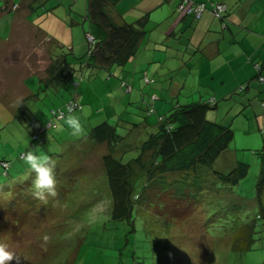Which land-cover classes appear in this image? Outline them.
<instances>
[{
	"label": "rangeland",
	"instance_id": "obj_1",
	"mask_svg": "<svg viewBox=\"0 0 264 264\" xmlns=\"http://www.w3.org/2000/svg\"><path fill=\"white\" fill-rule=\"evenodd\" d=\"M54 1L58 3V0H51L53 3ZM71 4L70 0H64L58 6L70 9ZM44 7L45 9L40 8L38 14L28 17L40 30H43L40 26L43 17H58V12ZM77 9L82 11L80 5H77ZM4 27L2 20L1 28ZM20 29L21 26L17 24L11 40L0 45V160L5 158L9 162L8 177L0 176V199L6 205L20 200L19 203L24 202L25 208V212L21 211L17 218L5 215L4 219H0V244L6 245L14 254V259L9 264H158L159 257L161 264H264V231H257L255 234L256 241L252 251L243 254L231 252L234 231L245 225L239 222L252 220L251 216L254 214L255 202L249 198L255 195L261 158L253 155L251 147L236 144V148L231 144L226 159L213 166L217 171H229L232 167L225 162L235 159V148L238 156L249 165L248 176L233 190L241 195L239 197L249 200L243 201L244 207L236 214L235 221H231L234 211L224 209V205H229L225 197L232 193L226 187L224 192L216 191L217 180L208 168L201 169L199 178L177 174L154 179L132 203L135 208L144 207L141 213L136 212L135 215L132 210L124 219L112 216L110 212L114 201L104 169L107 156L118 158L133 150L137 144L136 132L125 136L130 127L122 121L130 122L133 119V123L142 122L147 105L152 106L153 101L150 102L145 89L139 88L126 98H121L116 90L113 91L114 94H110V98H102L101 95L110 91L106 85L109 77L105 71H97L95 76L88 77L89 71L86 70V74L80 79L82 73L79 70L73 71L77 88L70 85L60 91L53 87L49 89L40 82L37 73L42 75L43 69L48 65L51 44L39 33L33 35L32 29L29 34H21ZM20 35L24 40H21ZM137 58L144 60V55L139 53ZM157 58L162 61L164 56L157 55ZM84 70L85 67L82 72ZM154 85L158 86L157 83ZM24 88L33 97L28 98L24 94ZM144 88L152 90L155 87L153 84H146ZM142 92L145 104L137 100L141 98ZM131 96L134 100L133 114L129 112L131 106L128 105V100H132ZM72 97L81 103L83 110L70 115L79 117L85 132L90 127L107 122L117 127L119 134L124 133V139L112 148L95 141L64 146L61 158L56 161L57 195L47 199L54 198L62 203L60 214L55 218L47 206L44 211L48 214L41 217L35 214V209L42 205L41 202L28 195L27 191L30 190L35 173H31L24 159H19L18 156L19 153L28 151L30 134L39 135L40 128H46L45 133L41 134L45 141L39 146L44 151L61 148L64 140L73 141L74 136L65 124L56 122V127L52 129L47 126L50 121L53 122L50 112L61 108ZM171 99L162 95L161 102L156 100L153 104L157 107H154L155 113L149 116L150 120L155 121L156 114L168 111L171 106L167 103ZM251 102L253 107L258 104L257 99H252ZM160 104L164 110L160 109ZM21 110L23 123L15 121ZM245 111L252 113L250 106ZM88 114L91 117L87 118ZM208 114L209 117L217 115L214 111H209ZM217 117L222 119L220 113ZM249 125L255 127L254 119H251ZM1 171L0 168V173ZM199 186H202V195L208 201L221 195L213 200V203L222 202L220 208L205 201L204 213L197 212L187 219L181 215L177 216L179 220L167 222L163 215H157L156 210L147 206V202L171 203L179 197L178 193L186 196V191L189 198H195L194 190ZM130 188L132 193L137 190V187L133 189V183ZM175 189L178 193L173 191ZM200 223L204 228L209 227L207 235L200 231ZM201 242L204 250L197 248V243ZM161 247L162 253L159 252Z\"/></svg>",
	"mask_w": 264,
	"mask_h": 264
},
{
	"label": "trees",
	"instance_id": "obj_2",
	"mask_svg": "<svg viewBox=\"0 0 264 264\" xmlns=\"http://www.w3.org/2000/svg\"><path fill=\"white\" fill-rule=\"evenodd\" d=\"M119 1L120 0L86 1L85 21L83 24L85 26L83 32L86 44L85 52L80 57H76L70 50L63 47L58 48L54 52L50 50L49 62L44 73L45 76L39 77L40 82L46 84L49 89L53 87L58 91L62 89L65 90L67 87H70V85H74L77 88L78 84L74 83L76 80L73 71L79 70L81 74L83 67H85L91 69L88 70V77L94 76L96 72L100 70L105 71L108 75H114V68H122L125 64L130 62V60L132 61L137 57V54L143 49V44L140 43L143 37L148 33L146 26L149 19L147 15L144 14L135 21L125 22L116 12V6ZM172 1L175 3V11L178 14L190 18L192 21H197L203 14L208 12L218 20L222 30L228 29V12L223 3L212 1L192 2L191 0ZM185 1L188 5H203L204 11L196 18L194 13H187L180 9V6L183 5ZM218 5L224 7L223 12H217L216 7ZM88 37H90L91 40H88ZM253 68L255 72L253 81L257 84L264 83L261 65L255 63L253 64ZM140 75H142V81L148 84V78L145 76V72L141 71ZM82 76L83 75H80L79 79ZM116 77L121 79L120 74ZM248 88L249 85L244 84L237 88V92H243ZM126 91L130 92L131 88L126 86ZM182 93L179 91L176 94H179L177 98L180 99L181 102L175 97L172 107L163 114H156L157 119L155 121L149 118L151 114L155 113L153 103L158 98L154 95H151L149 98L150 102L153 101V107L147 105L146 115L142 122L133 123V119H131L130 122L121 120L130 127V129H127L125 136L131 132H136L137 144L132 151L125 153L121 157L115 158L113 156H107L104 169L112 200L114 201L112 203L114 207H112L110 212L113 214L112 216L124 219L126 216L128 217V214L130 215L132 213V210L135 215L136 212L141 213L144 207L135 208L132 203L138 199V194L145 189L146 185L152 180L162 177L166 178L167 176L171 177L177 174H186L199 178L202 173L201 169L203 168L212 170V175L217 180L216 191H218V193H221V191L224 192L223 189H225V187L232 193V195L230 194L225 197L229 205H224L225 210L231 209L234 211L231 221H235L234 218L236 214L239 210L243 209V201H249L239 197L241 196L239 193L233 192L239 182L246 178L249 173V165L243 162L245 159L238 156L236 152L237 149L234 153V158H237L234 160L230 159L235 163H233L234 165L231 166L232 168L229 169V171H217L213 168L218 161L222 163V156H225L231 149L229 145L234 138V128L238 129L241 124L248 122L244 113L249 103L241 102V105H237L239 108L235 112L229 114L230 109H227L226 113L221 110L222 103L220 101H216L212 98L198 100L199 97L197 93H195V98H193V94H189L188 91L186 93L184 89ZM186 97L192 99L183 102L182 99ZM141 102H144V100L141 99ZM68 103H76L77 108L71 112L65 110V105ZM128 105L131 106L129 112L133 114V102L128 100ZM81 106V103H79L75 97H72L58 110H52L50 115L51 118H53V122L50 121L48 123L50 124L48 129L56 127V122L64 124L66 116L81 111ZM209 111H214L217 115L220 113L222 119H218L217 115L209 117ZM59 113L62 114L60 119L57 118ZM18 120L19 123L24 122L22 110L20 114L15 117V121ZM236 125H238V127ZM85 130L86 129L83 127L82 135L78 137L74 136L73 141H62L61 148L51 151L46 150V154L57 161V158H61L64 150L63 147L66 145L80 144L85 141H95L101 144L105 143L109 148H112L120 140L124 139L122 137L124 133L119 134L117 132V127L107 122H102L94 127H90L87 132H85ZM45 131L46 128H40L38 130L39 135H37V133H31L30 131L31 141L29 143V149L39 147L44 143L45 138H41V134L45 133ZM261 134L264 141L263 132H261ZM133 151L135 152L133 153ZM253 152V155H258L259 158H261L260 170L256 177L255 195L249 198L251 201L255 202L254 214L251 216L252 220H246L244 223L239 222L245 225L241 226L233 233L231 252L238 254L252 251L254 249V242L256 241L255 234H257V231H264V149ZM23 156L24 152H21L18 158L23 159ZM0 168L2 169L0 176L8 177V160L5 158L0 160ZM19 174L20 173H18V175ZM56 179H58V177H56ZM132 183L133 189L137 187V192H134V190L133 193L131 192L130 186H132ZM27 191L29 192L28 195L32 196L31 191ZM173 191L178 193L176 189ZM201 191L202 186L195 187V198L194 196L189 198L186 191V196L178 193L177 197H179L171 201V203L155 202L149 204L147 202V206L156 210L157 215H163L164 218L167 219V222L168 220L177 221L179 220L177 216L179 217L181 215L184 216V219H187L197 212H201L200 214L205 212V201L208 200L203 197ZM220 196L221 195L217 196L213 200H216ZM213 200H209L208 202L210 204L212 203L214 207L218 206V208H220L222 202L213 203ZM19 201L20 200L6 205L4 201L0 199V219H4L5 215L10 218L13 216L17 218L19 213L25 212L23 211L25 209L24 202L19 203ZM40 202L42 205L35 209L36 215L43 216V214H48V212L46 213L44 211V207L47 206L50 207V214L55 218L60 214V206L62 203L56 201L54 198L44 203L42 201ZM46 210L48 209L46 208ZM147 212H149V210H147ZM147 212L146 214H148ZM229 218L230 217H228V219ZM207 228L209 227L204 228V225L200 223L199 229L203 234H206ZM133 231H135V226H133ZM203 246V242L197 243V248L200 250L205 249ZM162 250L163 248L161 247L159 252L162 253ZM197 250L195 251L197 252ZM157 261L159 262L158 264H161L160 257Z\"/></svg>",
	"mask_w": 264,
	"mask_h": 264
},
{
	"label": "crops",
	"instance_id": "obj_3",
	"mask_svg": "<svg viewBox=\"0 0 264 264\" xmlns=\"http://www.w3.org/2000/svg\"><path fill=\"white\" fill-rule=\"evenodd\" d=\"M62 1L64 0H58V3L51 0H0V28L2 20L5 24V27L0 29V45L11 40L14 27L18 24L21 26V34H29L32 29L33 35L39 33L43 36L50 42L52 52L63 47L80 57L86 50L83 24L87 0H70V9L59 7ZM191 1L223 3L228 12V29L222 30L218 20L208 12L197 21L178 14L172 0L118 2L116 12L125 22L135 21L144 14L149 19L146 26L148 33L140 43L143 44V49L139 53L144 55V60L136 57L122 68H114V75H108L109 81L106 84L110 91L101 96L110 98V94H114L113 91L116 90L121 94V98H126L139 88L145 89L148 96H156L159 102L162 101V95L172 98L167 103L172 107L175 97H179V94H176L179 91L182 93L184 89L186 93L188 91L193 94V98L197 93L198 100L212 98L220 101L221 110L226 113L227 109H230L229 114L235 112L241 102L249 103L252 113H244L248 122L241 124L238 129L234 128V138L229 146L241 144L246 148L251 147L252 151L264 149L261 134H264V83L257 84L253 81L255 63L261 65L264 77V0ZM77 5H80L82 11L77 9ZM44 6L58 12V17H43L40 20L43 30H40L28 17H32L34 13L38 14L40 8L45 9ZM20 36L21 40H24V37ZM157 55L164 56L162 61L158 60ZM167 60L170 63L167 64ZM45 69L46 67L43 74ZM86 70L91 69L85 68L82 77ZM141 71L145 72L148 84H153L155 88H144L146 84L142 81ZM43 74L37 73L39 77L45 76ZM118 74L121 79L116 77ZM155 83L158 86H155ZM244 84H248L249 88L237 92V88ZM126 86L131 88L130 92L126 91ZM157 88L160 89L157 91ZM23 90L28 98L33 97L27 88L28 93L25 88ZM140 95L138 101L144 98L143 92ZM190 99L192 98L186 97L182 101L187 102ZM252 99H257L256 107L251 106ZM177 100L180 101L178 98ZM131 101L134 102L133 98ZM155 105L153 104L157 107ZM160 109L164 110L162 104ZM89 117L91 114H88L87 118ZM251 119H254L255 127L249 125ZM227 155L222 156V159H226ZM233 163L235 162L232 160L225 162L227 166H233Z\"/></svg>",
	"mask_w": 264,
	"mask_h": 264
},
{
	"label": "clouds",
	"instance_id": "obj_4",
	"mask_svg": "<svg viewBox=\"0 0 264 264\" xmlns=\"http://www.w3.org/2000/svg\"><path fill=\"white\" fill-rule=\"evenodd\" d=\"M72 111L71 108L68 109ZM64 124L70 130L72 136L82 135L83 126L79 117L67 115ZM25 164L31 173H35L30 187L34 198L47 202L49 197H56V161L40 147L29 149L23 156ZM14 259V254L8 250L7 246L0 244V264H9Z\"/></svg>",
	"mask_w": 264,
	"mask_h": 264
},
{
	"label": "built area",
	"instance_id": "obj_5",
	"mask_svg": "<svg viewBox=\"0 0 264 264\" xmlns=\"http://www.w3.org/2000/svg\"><path fill=\"white\" fill-rule=\"evenodd\" d=\"M180 9L186 11L187 13H194L195 17L198 18L202 14V12L204 11V6L203 5H192V4L188 5V4H186V1H185L184 4L180 6ZM216 10H217V12H223L224 7L218 5L216 7ZM88 40H91V38L88 37ZM69 108H71L72 111H74L77 108V104L76 103H68L67 105H65V110L68 111ZM61 115L62 114L59 113L57 118L60 119L62 117ZM48 127H49V125H48Z\"/></svg>",
	"mask_w": 264,
	"mask_h": 264
}]
</instances>
